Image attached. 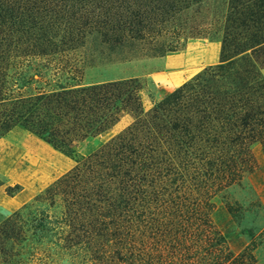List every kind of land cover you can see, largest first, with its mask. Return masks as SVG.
Wrapping results in <instances>:
<instances>
[{
	"label": "rangeland",
	"instance_id": "1",
	"mask_svg": "<svg viewBox=\"0 0 264 264\" xmlns=\"http://www.w3.org/2000/svg\"><path fill=\"white\" fill-rule=\"evenodd\" d=\"M0 2L2 10L9 14L16 8L21 13L25 7L30 13L37 12L39 18L48 15L53 28L47 32L55 37L50 46L35 47L33 40L27 42L32 37L39 38V30L31 34L27 30L23 33V29L17 31L9 19L4 22V12L0 15V190L7 196L6 188L16 185L11 178L13 172L20 170L15 166L17 155L28 156L26 147L17 150L12 143L5 142L9 131L5 134L1 127L3 120L17 118L11 130L19 129L20 136L23 130L31 134L26 129L35 128L38 123L51 125L47 129L61 135L71 128L74 116L73 113L65 116V111L51 98L62 91L134 79L140 88L142 110L148 113L178 89L184 87L182 91L187 92L189 84L196 86L199 98L208 99L224 91L228 83L227 73L219 65L236 55L233 48L223 54L229 0ZM122 12L136 15L139 25L127 32L129 39L119 40L115 34L107 37L116 14ZM102 20L108 23L103 30L94 24ZM85 21L89 25L80 28ZM188 48L199 60L207 58L205 62L200 61L207 63L203 68L183 82L176 80L174 84L178 85L174 88L152 79L154 73L165 75L178 71L177 60L173 58L185 54ZM247 53L234 67L239 69L251 63L264 80V46L255 54ZM189 102L193 104L194 99ZM119 115V122L99 134L103 142L90 155L135 123L132 113L126 111ZM148 132H152L151 126H143L128 143L136 146L150 140ZM30 137L38 138L33 134ZM85 141L77 144L72 156L76 163L90 156L83 155ZM250 154L251 167L235 182L219 187L213 178L203 180V170L198 168L200 179L189 190L179 193L188 200L196 197L207 201L208 225L194 222L198 215L190 210L184 211V221L178 220L174 209H169L167 204L158 205V201L143 209L144 221L140 228L131 222L117 224L116 217L107 216L108 204L101 202L97 204L101 207L99 214L85 213V223L93 221L95 227L86 242L77 240L76 232H72L67 208L91 188L97 189L109 170L94 166L78 179L71 175L61 179L66 173L39 188L18 209L17 218H10L15 211L7 212L0 207V264H264V143L254 145ZM98 162L109 168L114 159ZM166 189L170 191L169 186ZM175 196L172 191V199ZM186 217L194 219L186 223Z\"/></svg>",
	"mask_w": 264,
	"mask_h": 264
},
{
	"label": "trees",
	"instance_id": "2",
	"mask_svg": "<svg viewBox=\"0 0 264 264\" xmlns=\"http://www.w3.org/2000/svg\"><path fill=\"white\" fill-rule=\"evenodd\" d=\"M22 10L20 13L16 8L9 14L7 10H2L0 2V15L4 12L5 23L9 19L17 31L23 29V33L25 30L29 34L36 30L41 32L39 38L32 37L27 43L33 40L35 47L41 49L53 44L55 37L47 32L53 28L51 17L39 18L37 12L30 13L25 7ZM115 17L107 30V37L115 34L119 40L126 39L129 37L127 32L139 25L136 24V15L129 16L122 12ZM225 22L223 54L233 48L236 55L226 60V64L219 65V69L226 71L228 76L224 91L208 99L199 98L198 90L194 89L196 86L190 87L189 84L187 92L182 91V87L145 113L140 104V88L134 79L82 87L51 97L56 106L65 111V116L74 114L69 130L61 135L54 134L47 129L51 125L43 123L26 129L56 151L72 157L79 142L96 137L114 126L119 122V114L128 111L134 115L135 123L131 127L87 159L77 162L61 178L71 175V178L78 179L86 173V169L94 166L109 170L106 177L100 179L97 189L91 188L67 208L71 217L69 225L72 232H76L77 240L86 242L95 232L93 221L85 223V213L99 214L101 207L97 204L101 202L108 204L107 216L110 219L116 217L117 224L131 222L140 228L144 221L143 209L158 201V205L167 204L169 209H174L178 220L184 221V211L190 210L198 215L194 222L208 225L207 201L196 197L188 200L179 193L189 190L190 186H194L193 182L200 179L198 168L203 170V180L213 178L223 188L235 182L245 169L251 167V148L264 143V80L253 64H245L239 69L234 64L247 56L248 51L255 54L257 49L264 46V0H229ZM94 24L102 30L108 26L105 20ZM86 25L89 23L81 22L80 28ZM189 91L192 93L188 94ZM193 99L191 104L189 101ZM16 122L17 118L12 116L3 120L1 127L5 129V134L16 126ZM143 126H151L152 132H148L150 140L136 146L129 144L134 133ZM110 158L114 162L109 168L98 162ZM167 186L170 191L166 189ZM21 190L19 185L6 188L10 197ZM172 191L176 194L173 199ZM18 216L19 210L10 218ZM186 218V223L194 219ZM221 241L223 243V239Z\"/></svg>",
	"mask_w": 264,
	"mask_h": 264
},
{
	"label": "crops",
	"instance_id": "3",
	"mask_svg": "<svg viewBox=\"0 0 264 264\" xmlns=\"http://www.w3.org/2000/svg\"><path fill=\"white\" fill-rule=\"evenodd\" d=\"M173 59L177 60L175 63L177 67L180 68L178 71L168 72L165 73V75L154 73L151 76L152 79L162 85H172V88H174L178 85L174 84L176 80L181 79V82L185 81L207 64L200 62L201 60L204 62L205 60L207 61V58L205 57L199 60V57L194 55L191 48H188L185 54L178 55ZM168 63L169 61L167 64ZM19 131V129H13L4 137L5 142L12 143L11 146L17 148V150L19 148L21 149V147H26L28 156L25 158L24 156L20 157L17 155L15 166L20 167V170L13 172L14 176L11 177L13 179V184L24 186L22 190L12 197L7 196L5 191L0 190V207L7 212L18 210L39 191V188L52 184L76 166V162L72 157L65 156L56 151L40 138H35L36 140L32 139L30 137L31 134H27L25 130L21 132L22 134L20 136ZM102 139L100 135L95 138L87 139L83 145V155L88 156L93 151H96L103 142ZM24 141L30 142L29 145H26ZM31 163L33 166H31ZM39 165L45 166L44 172H37Z\"/></svg>",
	"mask_w": 264,
	"mask_h": 264
},
{
	"label": "bare ground",
	"instance_id": "4",
	"mask_svg": "<svg viewBox=\"0 0 264 264\" xmlns=\"http://www.w3.org/2000/svg\"><path fill=\"white\" fill-rule=\"evenodd\" d=\"M39 170L42 171V172H44V170H45V166H43V165L39 166ZM47 172H48V171H47Z\"/></svg>",
	"mask_w": 264,
	"mask_h": 264
}]
</instances>
